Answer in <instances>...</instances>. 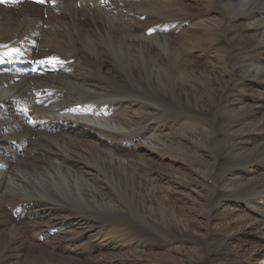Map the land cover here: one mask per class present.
I'll return each instance as SVG.
<instances>
[{"label":"bare ground","instance_id":"obj_1","mask_svg":"<svg viewBox=\"0 0 264 264\" xmlns=\"http://www.w3.org/2000/svg\"><path fill=\"white\" fill-rule=\"evenodd\" d=\"M255 2L0 4V149L6 150L3 143L9 147L0 154V264H25L24 255L32 257L30 262L47 255L28 239L30 232L47 239L74 229L41 224L24 233L22 222L49 217L34 211L44 202L38 195L58 203L71 195L78 208L94 212V222L129 219L132 224V216L98 200V181L119 188L131 208L140 207L136 191L143 185L146 155L171 146L182 151L172 138L196 130L200 121L230 134L218 156L229 163L215 175L223 187L237 182L229 179L235 177L231 166L247 170L261 163L264 144L252 148L244 139L257 128L264 133V115L256 126L249 122L264 111V86L250 96L257 99L252 105L237 96L243 87L264 81V2ZM198 54L210 68L201 69ZM4 101L16 115L1 110ZM23 172L26 183L15 185L16 173ZM20 191L33 199H22ZM13 206L20 215L16 219ZM59 207L48 210L54 216ZM72 207L65 208L78 215Z\"/></svg>","mask_w":264,"mask_h":264},{"label":"rangeland","instance_id":"obj_2","mask_svg":"<svg viewBox=\"0 0 264 264\" xmlns=\"http://www.w3.org/2000/svg\"><path fill=\"white\" fill-rule=\"evenodd\" d=\"M200 56L198 54L196 60L201 69L210 68ZM224 78L228 79L227 76ZM263 86L264 81L255 87H243L237 96L244 99L245 104L252 105L257 99L250 96ZM200 95L202 105L209 110L208 100L205 95ZM8 105L9 101H4L1 110L16 115V110ZM204 115L211 117L206 112ZM263 115L264 111L251 117L250 127L256 126ZM213 126L212 122L200 121L196 130L173 137L175 143H181L182 151L171 146L170 150L159 155H146L147 164L145 167L142 165L145 173L140 176L143 185H138L136 191L141 198L140 207L136 209L131 208L119 188L105 179L98 181L99 193L94 192L98 200L125 216H132V224L129 219L99 224L92 220L94 212L86 213L78 208L71 195L62 203L38 195L37 199L44 201L41 203L44 207L39 205L34 211L49 217L22 222L24 233H28L32 225L41 224L44 229L63 223L73 225L74 229L47 239L35 237V232L27 234L36 247L41 246L49 252L39 256L41 260L31 262L32 257L24 255L23 260L27 257L25 264H264V159L261 163L250 165L247 170L231 166L235 177L229 179H236L237 182L223 187L215 175L226 167V162L229 163V160L218 156L225 148L226 136L230 134L221 135ZM254 132L244 139L252 143V148L264 144L261 128ZM168 143L171 141L168 140ZM1 148H6L5 151L0 149L1 155L9 151L4 143ZM22 158L13 162L15 170ZM16 174L18 181L15 185L26 183L24 172ZM224 189H227V194L223 193ZM16 194L24 200L33 199L29 197L32 195L23 191ZM52 206L56 209L61 206L58 211L55 210L54 216L48 210ZM72 206H75L78 215H70L65 208ZM15 207L11 208L16 219L20 215ZM69 240L78 242L71 245ZM2 258L0 255V260Z\"/></svg>","mask_w":264,"mask_h":264},{"label":"snow or ice","instance_id":"obj_3","mask_svg":"<svg viewBox=\"0 0 264 264\" xmlns=\"http://www.w3.org/2000/svg\"><path fill=\"white\" fill-rule=\"evenodd\" d=\"M5 2V0H0V3ZM39 2L43 3L44 0H39Z\"/></svg>","mask_w":264,"mask_h":264}]
</instances>
